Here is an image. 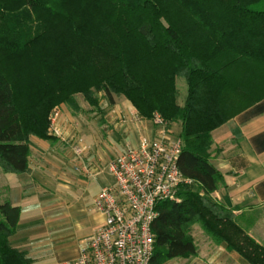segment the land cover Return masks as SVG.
<instances>
[{"label": "trees", "instance_id": "1", "mask_svg": "<svg viewBox=\"0 0 264 264\" xmlns=\"http://www.w3.org/2000/svg\"><path fill=\"white\" fill-rule=\"evenodd\" d=\"M261 0H0V171L24 172L28 139H49L50 111H78L75 95L100 112L99 98L126 99L137 115L179 125L177 165L191 181L178 201H161L152 224L151 264L197 254L191 227L248 264L264 245L212 199L222 175L210 161L211 132L235 111L222 106L226 64L264 67ZM186 82L177 103L175 80ZM242 108V107H240ZM19 208L0 203V264H30L10 246Z\"/></svg>", "mask_w": 264, "mask_h": 264}, {"label": "crops", "instance_id": "2", "mask_svg": "<svg viewBox=\"0 0 264 264\" xmlns=\"http://www.w3.org/2000/svg\"><path fill=\"white\" fill-rule=\"evenodd\" d=\"M258 7H264V0ZM235 72L234 77L222 72L224 91L230 93L222 103L242 108L211 132L210 161L222 175V184L211 197L232 209L241 228L264 245V67H239ZM68 108L61 104L53 109L48 128L51 138L29 137L24 172L0 171V203L6 200L19 208V220L8 242L23 251L30 264L75 260L103 221L102 213L94 209V198L114 182L108 164L118 152L106 157L105 165L89 152L82 139L87 135L96 140L97 135L71 126ZM111 121L116 125L110 130H141L148 138L156 136L151 121L140 118L128 101L106 123ZM170 129L178 132L179 127ZM191 232L197 254L165 264H248L235 252L213 244L197 225Z\"/></svg>", "mask_w": 264, "mask_h": 264}, {"label": "built area", "instance_id": "3", "mask_svg": "<svg viewBox=\"0 0 264 264\" xmlns=\"http://www.w3.org/2000/svg\"><path fill=\"white\" fill-rule=\"evenodd\" d=\"M150 121L156 136H140L136 146L109 162L113 185L102 188L93 201L103 221L78 257L63 264H151L156 207L161 201H178L179 188L191 181L177 165L180 140L158 114ZM51 131L58 134L54 127Z\"/></svg>", "mask_w": 264, "mask_h": 264}, {"label": "rangeland", "instance_id": "4", "mask_svg": "<svg viewBox=\"0 0 264 264\" xmlns=\"http://www.w3.org/2000/svg\"><path fill=\"white\" fill-rule=\"evenodd\" d=\"M239 67L240 66L238 64H226L222 72L227 73L231 77H234L236 73L235 71L238 70ZM175 85L177 89V103L182 106L187 96L186 82L182 78H177L175 80ZM229 95H230L229 92L224 91V94L220 96L219 98L221 105L228 107V109L229 107L232 108V111L239 109L240 107H236L234 105L229 106L227 104L222 103L224 102L225 98ZM97 97L99 98V108L101 109L100 112L93 109L91 106H89L83 100L81 95H75V100H76L79 110L75 112L72 109L68 108V113L71 115L72 120H73L72 122H70L71 126H74L75 128L79 129V131L82 130L84 133L93 132L94 136L97 135L96 140L95 139L93 140L87 137L86 135L82 139L83 140L82 142L83 144L86 145V147L89 148L88 151L91 152L93 155H97L101 159V162L105 165L106 157H108L111 153L113 152L119 153L122 150H124L126 146H131V147L136 146L139 136L142 134L143 136H146V135L144 132H141V130H137V132L135 131L129 132L126 130H122L121 128H120L121 130L120 129H117L115 131L110 130L116 124H114L113 121H111L110 125L106 123L108 120V117L111 116V114L113 115V111H115V109L122 108L123 103L127 104V101L122 97H114V101L111 104L102 97L101 93H99ZM53 109L50 111L48 115V120H49V117L53 115ZM155 114H158L160 116L158 112H154V115ZM101 117H103V120H104L103 123H101L100 121ZM174 126L179 127V125L174 124V125H171L170 128ZM123 129H125V127H123ZM174 131L175 132H173V134L177 135L176 134L177 129H174ZM0 192H1V187H0ZM192 228L193 226L191 227V230ZM191 236L193 238L192 232H191Z\"/></svg>", "mask_w": 264, "mask_h": 264}]
</instances>
